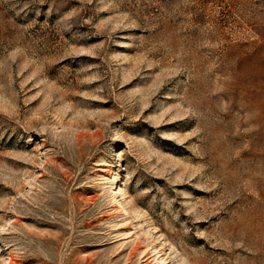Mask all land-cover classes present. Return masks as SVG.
<instances>
[{
	"label": "rangeland",
	"instance_id": "obj_1",
	"mask_svg": "<svg viewBox=\"0 0 264 264\" xmlns=\"http://www.w3.org/2000/svg\"><path fill=\"white\" fill-rule=\"evenodd\" d=\"M0 264H264V0H0Z\"/></svg>",
	"mask_w": 264,
	"mask_h": 264
}]
</instances>
